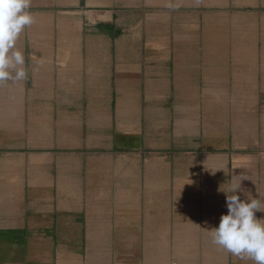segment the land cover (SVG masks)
<instances>
[{
	"label": "crops",
	"instance_id": "crops-1",
	"mask_svg": "<svg viewBox=\"0 0 264 264\" xmlns=\"http://www.w3.org/2000/svg\"><path fill=\"white\" fill-rule=\"evenodd\" d=\"M29 5L26 79L0 85V264H254L205 230L225 192L264 202V0Z\"/></svg>",
	"mask_w": 264,
	"mask_h": 264
},
{
	"label": "clouds",
	"instance_id": "clouds-1",
	"mask_svg": "<svg viewBox=\"0 0 264 264\" xmlns=\"http://www.w3.org/2000/svg\"><path fill=\"white\" fill-rule=\"evenodd\" d=\"M29 6V0H0V85L26 79L25 57L16 49V43L34 22ZM240 187L236 185L231 191L238 193ZM225 193L227 213L221 215L218 227L205 231L218 248L254 264H264V219L256 215L264 202L259 197L244 200L238 194Z\"/></svg>",
	"mask_w": 264,
	"mask_h": 264
}]
</instances>
